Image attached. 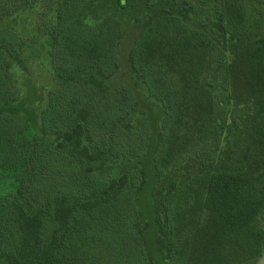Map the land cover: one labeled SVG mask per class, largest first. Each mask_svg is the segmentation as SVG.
Listing matches in <instances>:
<instances>
[{"label":"trees","instance_id":"16d2710c","mask_svg":"<svg viewBox=\"0 0 264 264\" xmlns=\"http://www.w3.org/2000/svg\"><path fill=\"white\" fill-rule=\"evenodd\" d=\"M263 255L264 0H0V264Z\"/></svg>","mask_w":264,"mask_h":264},{"label":"rangeland","instance_id":"374dc122","mask_svg":"<svg viewBox=\"0 0 264 264\" xmlns=\"http://www.w3.org/2000/svg\"><path fill=\"white\" fill-rule=\"evenodd\" d=\"M126 26V36L120 47L121 51V61L122 68L114 79V84L129 85L134 89V93L138 101L142 104L143 99L141 97L140 91L132 86L131 82L128 80L127 68H126V54L129 49L132 39L137 33L136 27L130 21L129 17L124 18ZM24 34L29 35L31 33L30 26L21 23L19 29H22ZM14 77L21 86L26 101L30 104H40L42 106L46 100L47 91L52 88L53 81L51 73L49 72L47 62L44 56H34L28 60V71L20 72L18 70L14 71ZM256 264H264V255L258 260Z\"/></svg>","mask_w":264,"mask_h":264}]
</instances>
